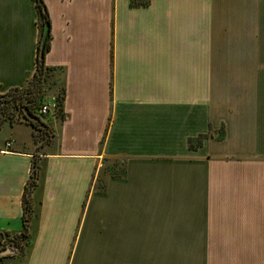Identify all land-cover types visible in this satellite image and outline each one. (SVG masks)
<instances>
[{
  "label": "crops",
  "instance_id": "crops-1",
  "mask_svg": "<svg viewBox=\"0 0 264 264\" xmlns=\"http://www.w3.org/2000/svg\"><path fill=\"white\" fill-rule=\"evenodd\" d=\"M44 1L64 116L40 152L0 132V264H264V0ZM38 20L0 0V95Z\"/></svg>",
  "mask_w": 264,
  "mask_h": 264
},
{
  "label": "trees",
  "instance_id": "trees-1",
  "mask_svg": "<svg viewBox=\"0 0 264 264\" xmlns=\"http://www.w3.org/2000/svg\"><path fill=\"white\" fill-rule=\"evenodd\" d=\"M36 2V6L38 9L39 14V28H40V40H39V52H38V61H37V70L35 73L34 78L30 81L29 85L23 89L16 88L13 89L20 93L18 98L21 99L19 104L21 105L20 113L23 117L31 123L32 126H37L39 123L38 120V112L41 108V104L44 100V95L42 93V82L45 80L48 71H57L53 67H49L45 63L46 54L51 49V18L48 7L44 0H34ZM61 85V80H60ZM62 86V85H61ZM63 91V98H62V105L64 100V87L62 86ZM28 95V96H25ZM2 97V95H0ZM63 107L61 109V113L63 115ZM64 116V115H63ZM15 117V116H14ZM14 117L10 119L9 123L13 124L15 122ZM38 121H37V120ZM6 120L0 119V132ZM40 172V165L39 162L36 161L33 166L31 180L29 181L25 194H24V231L22 233V239L25 240L29 237V223L33 215V203H32V192L33 189L37 186V181ZM22 241V240H20ZM20 247L21 244L19 242Z\"/></svg>",
  "mask_w": 264,
  "mask_h": 264
},
{
  "label": "rangeland",
  "instance_id": "rangeland-1",
  "mask_svg": "<svg viewBox=\"0 0 264 264\" xmlns=\"http://www.w3.org/2000/svg\"><path fill=\"white\" fill-rule=\"evenodd\" d=\"M41 86L42 93L44 95V100L41 106L45 104H51L55 105V107L52 108L51 113L46 117L41 118L38 115L37 117L39 123H37V126L35 127L32 126L31 123L27 121L20 113L21 105L19 102L21 99L18 98L20 93L15 90H11L8 93L3 94L2 97L0 96V119L6 120L3 127L5 125H10L12 127L14 126L17 128H22L23 131H26L24 133L25 135H28L29 133V139L31 138L29 141V148L31 150H35V152L42 151L43 147L47 146L52 141L53 133L52 129H50L46 123L47 118L51 116H57L61 118L63 116L61 113L63 91L62 86L60 85V73L58 71H48L47 76L45 77V80H43ZM25 96L28 95L25 94ZM12 117H14L15 122L10 124L9 121L12 119ZM27 125L29 126L27 127ZM9 133L10 131L7 129L4 132L3 137ZM111 165L112 162H107L106 168L110 167ZM116 165H118V163Z\"/></svg>",
  "mask_w": 264,
  "mask_h": 264
},
{
  "label": "built area",
  "instance_id": "built-area-1",
  "mask_svg": "<svg viewBox=\"0 0 264 264\" xmlns=\"http://www.w3.org/2000/svg\"><path fill=\"white\" fill-rule=\"evenodd\" d=\"M55 105H51V104H45L42 105L41 108L39 109L38 115L39 117L43 118L46 117L47 115H49L51 113L52 108H54ZM7 148H11L12 144L10 142H7L6 144ZM13 240H11L10 238H5L2 240V238L0 239V248H4V246H11V244H13Z\"/></svg>",
  "mask_w": 264,
  "mask_h": 264
},
{
  "label": "water",
  "instance_id": "water-1",
  "mask_svg": "<svg viewBox=\"0 0 264 264\" xmlns=\"http://www.w3.org/2000/svg\"><path fill=\"white\" fill-rule=\"evenodd\" d=\"M11 252H14L13 250H4L2 252H0V256H3V255H6V254H9Z\"/></svg>",
  "mask_w": 264,
  "mask_h": 264
}]
</instances>
